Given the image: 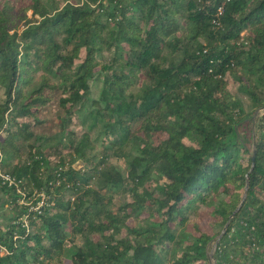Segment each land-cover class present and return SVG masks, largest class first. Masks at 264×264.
<instances>
[{"label": "trees", "instance_id": "1", "mask_svg": "<svg viewBox=\"0 0 264 264\" xmlns=\"http://www.w3.org/2000/svg\"><path fill=\"white\" fill-rule=\"evenodd\" d=\"M231 81L264 107V0H0V170L17 183L0 178V264H264V128Z\"/></svg>", "mask_w": 264, "mask_h": 264}, {"label": "rangeland", "instance_id": "2", "mask_svg": "<svg viewBox=\"0 0 264 264\" xmlns=\"http://www.w3.org/2000/svg\"><path fill=\"white\" fill-rule=\"evenodd\" d=\"M243 34L245 35L246 32H243ZM101 86L100 82H94L93 83V96H97L98 91H99V87ZM229 88L230 90L238 95L239 98L242 99V101L244 102V106L247 109V111L250 113V115L254 118V125L253 127L255 128L256 126L261 125L264 128V107L261 109H257L256 111L253 109V105L251 102L250 97L244 93L239 86V83L236 81H231L229 84ZM3 91H0V98H3ZM80 111V110H79ZM83 113L82 112H77L75 114V119L73 124L71 125V129L82 132L85 128L83 127ZM44 119H48L50 121L46 122L45 124L47 126L51 125L53 123V121L51 119L53 118V114L52 113H47V114H43L41 116ZM243 134L246 138V141L248 143V146L251 148L252 146V142L250 141V134H249V130L243 129ZM1 135H4V133H2ZM55 159H58L56 156H54ZM74 165L77 168H81L83 166V162L81 160H77ZM42 197L39 200L38 199V195H34L32 198L28 199H23L20 198V203H23L25 201V203H27L28 205H32V208H35L37 205H41L45 203L46 201V197L44 196V194H41ZM11 195L9 194V192H5L3 190L0 189V222L2 223H6L11 216L13 215L12 213L14 212L10 201H11ZM39 200L37 203L36 201ZM127 201H131V196L129 195H123V194H114V206L118 207L120 205L125 204ZM36 203V204H35ZM214 208V204L209 202L208 204H202L200 205L199 208V212L200 216H203L202 219V226L204 228L205 231L211 233V234H219L221 235V233L224 231L225 226H220L218 224L215 223V217L213 216L212 210ZM197 215L192 214L191 217L195 218ZM24 219V218H23ZM25 221L28 223L29 220H26L25 217ZM130 223H133L132 220L129 221ZM60 258H62V260L60 261V259L53 261L54 263H57L59 261V263L57 264H72V261L67 258L66 256H60Z\"/></svg>", "mask_w": 264, "mask_h": 264}, {"label": "built area", "instance_id": "3", "mask_svg": "<svg viewBox=\"0 0 264 264\" xmlns=\"http://www.w3.org/2000/svg\"><path fill=\"white\" fill-rule=\"evenodd\" d=\"M222 11H223V7H220L218 10V14H221ZM214 23L219 24V22L216 20H214ZM1 155H2V153H0V156ZM0 178L3 180V183L8 182L9 185H13V184L17 185L15 179L13 177H11L10 175L4 173L2 170H0ZM19 192H20V190H19ZM41 205H42V203H41ZM41 205H37L34 209L38 210L41 207Z\"/></svg>", "mask_w": 264, "mask_h": 264}, {"label": "water", "instance_id": "4", "mask_svg": "<svg viewBox=\"0 0 264 264\" xmlns=\"http://www.w3.org/2000/svg\"><path fill=\"white\" fill-rule=\"evenodd\" d=\"M254 157H255V155H254ZM254 157H253V158H254ZM227 225H228V224H227ZM227 225L225 226V229L227 228ZM225 229H224V230H225Z\"/></svg>", "mask_w": 264, "mask_h": 264}]
</instances>
